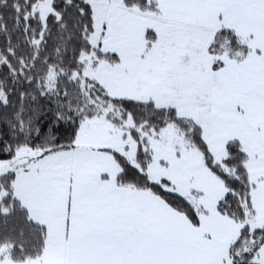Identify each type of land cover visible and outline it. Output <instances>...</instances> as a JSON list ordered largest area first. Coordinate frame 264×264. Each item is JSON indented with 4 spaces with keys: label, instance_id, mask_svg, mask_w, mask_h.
Returning <instances> with one entry per match:
<instances>
[{
    "label": "snow or ice",
    "instance_id": "1",
    "mask_svg": "<svg viewBox=\"0 0 264 264\" xmlns=\"http://www.w3.org/2000/svg\"><path fill=\"white\" fill-rule=\"evenodd\" d=\"M0 264H264V0H0Z\"/></svg>",
    "mask_w": 264,
    "mask_h": 264
}]
</instances>
